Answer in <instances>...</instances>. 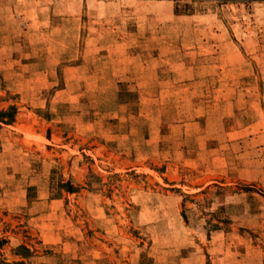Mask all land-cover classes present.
I'll list each match as a JSON object with an SVG mask.
<instances>
[{"label":"rangeland","instance_id":"374dc122","mask_svg":"<svg viewBox=\"0 0 264 264\" xmlns=\"http://www.w3.org/2000/svg\"><path fill=\"white\" fill-rule=\"evenodd\" d=\"M0 264H264V0H0Z\"/></svg>","mask_w":264,"mask_h":264},{"label":"crops","instance_id":"0c3cea01","mask_svg":"<svg viewBox=\"0 0 264 264\" xmlns=\"http://www.w3.org/2000/svg\"><path fill=\"white\" fill-rule=\"evenodd\" d=\"M79 68V67H78ZM75 70H77V69H75Z\"/></svg>","mask_w":264,"mask_h":264},{"label":"trees","instance_id":"16d2710c","mask_svg":"<svg viewBox=\"0 0 264 264\" xmlns=\"http://www.w3.org/2000/svg\"><path fill=\"white\" fill-rule=\"evenodd\" d=\"M24 251H27V250H24Z\"/></svg>","mask_w":264,"mask_h":264}]
</instances>
